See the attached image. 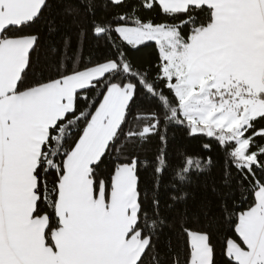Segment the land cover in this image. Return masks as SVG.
Wrapping results in <instances>:
<instances>
[{
	"label": "snow or ice",
	"instance_id": "1",
	"mask_svg": "<svg viewBox=\"0 0 264 264\" xmlns=\"http://www.w3.org/2000/svg\"><path fill=\"white\" fill-rule=\"evenodd\" d=\"M54 2L0 0V264H264V0H80L65 13L90 31L41 71L30 29L54 24ZM89 37L107 54L81 66ZM149 44L155 72L129 56ZM141 96L152 111H136ZM170 127L224 153L198 202L191 177L215 167L212 144L166 184ZM152 137L151 162L125 153Z\"/></svg>",
	"mask_w": 264,
	"mask_h": 264
},
{
	"label": "trees",
	"instance_id": "2",
	"mask_svg": "<svg viewBox=\"0 0 264 264\" xmlns=\"http://www.w3.org/2000/svg\"><path fill=\"white\" fill-rule=\"evenodd\" d=\"M80 0H55L54 8L51 13V17L54 20V24H49L47 21H41L34 26L35 31L40 36V47L36 53L33 54V61L36 67L41 71L49 68L54 60L58 57H54L51 49L61 48L63 45V38L70 36L75 46L78 41V33L82 27H89V21L83 15L66 14L65 8L68 6L77 7L79 6ZM142 15L148 17L164 20L163 15L158 16L156 11L144 10ZM48 14H46L47 16ZM98 15H104L103 11H98ZM53 28L54 31H50ZM81 48V66L91 62H103L107 49L101 42L97 44L94 39L89 37L86 41L80 44ZM130 58L134 63L141 68L149 69L155 72V65L157 64V50L154 44H149L147 47L141 48L139 51L130 50ZM37 74H40L39 72ZM138 108L136 111L139 112H150L154 108V103L150 99H146L143 96L139 97L136 101ZM168 145H167V157L170 161V167L165 173L166 184L171 181L175 166L180 163L185 154H199L201 156L208 154L203 148L206 143H211L213 151L210 153L215 161V167L210 172L205 174L196 175L193 174L191 177V185L189 190L194 192L197 197V202L200 197L204 194L205 188L211 185L214 181H219L221 169L224 165V153L216 146V144L209 138L204 136L189 137L183 128L170 127L168 130ZM161 147L160 141L157 137H152L149 142L145 143H130L127 144L124 151L126 154H137L141 160L147 159L151 162L157 155L158 149ZM152 179L151 167L141 169V180L142 182H148ZM166 192V189H165ZM166 198V195H165ZM251 198L249 197V202ZM239 203V202H238ZM190 207H195V203L189 202ZM246 207V205H244ZM167 238L175 240L176 228L171 226V230L165 229ZM164 237H162L161 246L163 247ZM217 248V259H221L220 248L224 242V236L220 235L215 241Z\"/></svg>",
	"mask_w": 264,
	"mask_h": 264
}]
</instances>
